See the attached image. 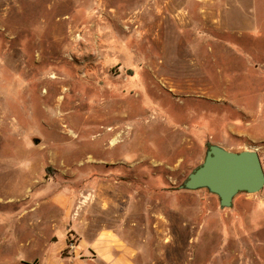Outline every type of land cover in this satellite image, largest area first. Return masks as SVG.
I'll list each match as a JSON object with an SVG mask.
<instances>
[{
	"label": "rangeland",
	"instance_id": "rangeland-1",
	"mask_svg": "<svg viewBox=\"0 0 264 264\" xmlns=\"http://www.w3.org/2000/svg\"><path fill=\"white\" fill-rule=\"evenodd\" d=\"M213 143L264 167V0H0V264H62L48 199L102 182L136 264H264V187L179 188Z\"/></svg>",
	"mask_w": 264,
	"mask_h": 264
},
{
	"label": "crops",
	"instance_id": "crops-1",
	"mask_svg": "<svg viewBox=\"0 0 264 264\" xmlns=\"http://www.w3.org/2000/svg\"><path fill=\"white\" fill-rule=\"evenodd\" d=\"M97 186V190L92 186L79 190L59 188L51 194L48 201L60 213L52 221L54 237L57 240L56 231L62 227L64 244L50 256L60 254L72 236L76 239L75 250L60 256L62 264H136V246L124 233L125 223L111 219V211L107 212L104 206V202L114 198L113 185L102 182ZM109 194L112 197L106 199Z\"/></svg>",
	"mask_w": 264,
	"mask_h": 264
},
{
	"label": "water",
	"instance_id": "water-1",
	"mask_svg": "<svg viewBox=\"0 0 264 264\" xmlns=\"http://www.w3.org/2000/svg\"><path fill=\"white\" fill-rule=\"evenodd\" d=\"M264 187V167L257 149L231 150L213 143L204 161L179 185L181 189L205 188L216 194L222 208L233 205L240 192L257 193Z\"/></svg>",
	"mask_w": 264,
	"mask_h": 264
},
{
	"label": "trees",
	"instance_id": "trees-1",
	"mask_svg": "<svg viewBox=\"0 0 264 264\" xmlns=\"http://www.w3.org/2000/svg\"><path fill=\"white\" fill-rule=\"evenodd\" d=\"M70 241H71V240H70V238H69V239H68V243H70Z\"/></svg>",
	"mask_w": 264,
	"mask_h": 264
},
{
	"label": "built area",
	"instance_id": "built-area-1",
	"mask_svg": "<svg viewBox=\"0 0 264 264\" xmlns=\"http://www.w3.org/2000/svg\"><path fill=\"white\" fill-rule=\"evenodd\" d=\"M71 244H73V243H71Z\"/></svg>",
	"mask_w": 264,
	"mask_h": 264
}]
</instances>
